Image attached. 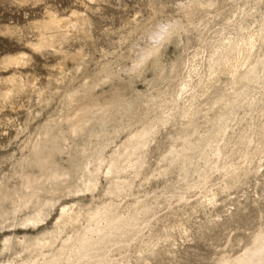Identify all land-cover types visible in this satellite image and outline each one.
I'll return each instance as SVG.
<instances>
[{"label": "rangeland", "instance_id": "rangeland-1", "mask_svg": "<svg viewBox=\"0 0 264 264\" xmlns=\"http://www.w3.org/2000/svg\"><path fill=\"white\" fill-rule=\"evenodd\" d=\"M198 1L201 6L193 0H0V264L29 259L26 245L55 232L64 208L80 212L78 224L65 226L34 254V264H45L63 241L93 228L85 215L108 203L122 218L137 203L144 210L100 251L74 264H217L242 255L264 228V65L241 102L233 104L238 87L230 71L220 72L208 88L218 68L213 62L230 41L256 34L252 58L240 72L264 58V39L258 37L264 0ZM54 17L60 25L44 29ZM167 22L179 25L139 64L158 43L152 32ZM221 96L224 101L213 107ZM117 103L133 113L126 118L123 108L114 107L111 122H92L75 136L65 123L54 131L59 151L51 166L66 176L41 185L22 207L26 180L43 175L34 146L47 125L82 106L96 111ZM192 114L198 136L186 132ZM224 114L229 119L222 136L211 126ZM145 126L153 133L142 168L107 174L113 153ZM196 137L210 143L187 153L190 164L170 162L171 150L181 152V141ZM98 149L99 180L88 189L85 172L94 168ZM200 151L209 154L206 163ZM233 174L241 179L237 186ZM115 183L124 188L118 195L109 193ZM37 212L42 220L28 222ZM69 254V248L60 253V264H67Z\"/></svg>", "mask_w": 264, "mask_h": 264}, {"label": "bare ground", "instance_id": "bare-ground-1", "mask_svg": "<svg viewBox=\"0 0 264 264\" xmlns=\"http://www.w3.org/2000/svg\"><path fill=\"white\" fill-rule=\"evenodd\" d=\"M192 5L201 6V3L198 0H193ZM58 25H60L59 21L57 19H55V17L51 18L49 21L44 22L42 24L44 29H50V28H53V27L58 26ZM177 25H179V24H177V22L172 23V24L168 23L162 27L160 26L157 30L152 32L153 34L151 37L154 40L158 41V43L153 45L152 48H150L147 52H145L144 54L141 55L139 64L143 63L147 58H149V56L155 55L158 52V48H159L161 42L163 40H165L170 35L171 30L176 28ZM259 25H260L259 27L261 28V30H260L258 37L264 39V16L262 18L261 24H259ZM256 41L257 40H256V34L255 33H253L252 35L250 34V36H248L247 38H241L238 41H230L224 47L225 53L222 54V56L219 59H217L215 62H213L214 64L218 65V68L215 72L211 73V77L209 78V82H208V88L212 85L213 80L216 79L217 75L220 74V72L230 71L231 77L235 78L234 85L236 87H238V89H236V91H235L236 94L233 97V104L237 103V102H241L245 98L248 85L250 83H253V82L255 83V82H258L260 80L259 69L262 65H264V58H261L258 61H256V63L253 66H250L245 72H240V68L243 65L247 64V62L252 58V52H253ZM46 43H47V40H45L43 42V44H46ZM140 66H138V67H140ZM137 68H136V70H137ZM133 70L135 72L134 68H133ZM213 84H215V83H213ZM84 92H86V91H83L81 93L83 94ZM77 93H78V91L75 94H77ZM73 95H71V98L74 97ZM228 97H229V95H228ZM222 98H223V96H221L220 99L217 98L213 103V107L218 106L222 101H224V99L222 100ZM72 100L70 102H72ZM129 104H130V102H129ZM114 107H117L119 110L121 108H123V110H124L123 114L124 115H125V113H127L126 115L130 114L129 113V106H127V104H124V103H119V104L117 103L116 105H110L109 107H101V108L98 107L99 109L96 111H94L96 108L93 110V107L89 104V106H85V107L82 106L78 110L77 113L75 111V113H74L75 115H73V116L69 115L68 117H65L64 119L61 118V120H58V121L55 120L52 123H50L49 125H47V129L44 133V136L41 137L40 141L38 143H36L34 146V152L38 155V157L35 159V164L37 165L38 168H40L42 170L43 175H42V177H40V179H33V178L32 179L26 178L27 180L25 179L26 180L25 185H26V188L29 190V192L26 194V196L22 197L20 200V205L22 207L26 206L27 204H29L30 202H32L34 200V198L36 196V190L41 189L40 188L41 185H43L44 183L51 184L55 181L62 179L65 175V174H60V172L57 168H53L51 166L52 165V158L54 157V153L59 151V147L56 144L57 143L56 142L57 141V135L54 133V131L58 130V128L61 126L62 123H65L67 125L69 132L71 134H74L73 136H75L77 133H79L80 131H82L84 129V126H86L92 122H96V123L98 122V123L103 125V124L109 122L113 118L114 112L110 111V109L111 108L114 109ZM123 114H122V116H124ZM188 115L189 114H187V113H183V116L185 118H187ZM194 116H195V114H192L189 116L190 119L188 120L187 125H186V132H187V135L190 134V135L198 136L197 135V129L194 125L193 120L191 119ZM118 118H120V117H118ZM126 118H127V116H126ZM228 119H229V115H227V114H224L221 116L219 115L218 118L216 119V123L211 126L213 128L216 127V133L218 135L223 136V134L226 130V121H228ZM187 129H191V131L188 132ZM61 130H62V127H61ZM122 130L120 129V131H122ZM152 131H153L152 128L145 126L142 130L134 133L130 138H128L121 145V147H119L113 153V155L109 159L107 174H109V175L120 174V173L125 172V170L128 171V169L139 170L140 168H142L143 160H144L142 158V154H143L144 149L147 146V142L149 141L148 140L149 137L152 136V134H151V133H153ZM59 132H60V130H59ZM259 132L262 135V137H264V126L262 127V129ZM85 135H87V134H85ZM181 143L183 146V150L181 152H176L174 150H171L170 155H173V157L170 159V162L173 163L178 159H182V161L184 163L189 162L188 164H190L191 163L190 162V156L187 155V153L191 152L195 149H198L202 143L208 145L210 143V138H207V137L198 138V137H196V139H194L192 141H186V142L181 141ZM86 147H85V149H86ZM249 150L251 151V149H249ZM215 154L217 157H219L221 153L219 150H216ZM199 156L201 157V159L203 160L204 163H206L209 160V154L206 153L205 151H200ZM132 157H134V159H132ZM102 163H103V160H102V158H100V149H98V150H96V164H95L94 168L91 171L85 172V173H87L86 174V182L88 184L86 187L88 189L94 188L97 185L98 180H99L98 179V173L100 171V167H101ZM239 172H241V171H239ZM230 178H232L231 179L232 184L239 182L238 180L240 179L239 175H236V174H233ZM203 179H204V177H203ZM226 179H228V178H226ZM228 181L230 182V179ZM228 181H226V182L228 183ZM201 182H202V179H201ZM236 186H237V183H236ZM233 188H234V186H233ZM123 190H124V188H122L116 184L110 188L109 193L112 195H118L121 192H123ZM214 194H216V193H214ZM214 205L215 204H213V206ZM213 206H211V207L214 208ZM143 210H144L143 205L141 203L140 204L137 203L132 208L130 216L128 218H122L118 215L119 213L118 214L116 213L117 210L115 209V206L111 203L103 204L99 207H96L94 210L90 211L89 213H87L85 215L86 221L88 223L95 224V226L93 228L91 226H88L84 229V231L80 235L72 237V238H68L65 241H63V244H62L60 250L56 254H54L48 261H46L45 264H60V253L67 248H69V251H70L67 264H74L73 259L75 261H87L91 257L93 252L95 253V252L100 251L101 246H106L109 243V236L112 233L123 231L125 228L130 227L131 222H134L136 219L135 215L138 212L143 211ZM81 213H82V211H81ZM216 216H219V215L217 214ZM80 217H81V214L79 211L74 212L70 209H65V208L62 209L60 212L59 218H58V222L56 223V231L47 235V236H43L42 238L37 239L36 242H34L32 244L26 245V249L30 252L31 257L27 260L25 259L26 261L23 264H34L33 255L36 253H39V251H41V249H43L44 247L51 245L54 242V240L56 239L57 235L64 229L65 226L78 224ZM41 220H42V218H41V215L39 212H37L34 217L27 219V221L31 222V223H37V222H40ZM99 223H104L105 225L103 227H99L98 226ZM90 234L99 235V238L93 239ZM42 252H43V250H42ZM35 256L37 257V254ZM38 256H41V254H38ZM75 264H77V263H75ZM217 264H264V228L261 229L255 235V237L252 240L251 245L247 249H245V251L242 255H240L234 259H227V258L221 259Z\"/></svg>", "mask_w": 264, "mask_h": 264}]
</instances>
